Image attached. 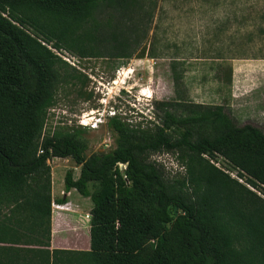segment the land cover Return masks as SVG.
I'll use <instances>...</instances> for the list:
<instances>
[{
  "label": "trees",
  "instance_id": "1",
  "mask_svg": "<svg viewBox=\"0 0 264 264\" xmlns=\"http://www.w3.org/2000/svg\"><path fill=\"white\" fill-rule=\"evenodd\" d=\"M130 1L0 0V264H264V200L229 174L264 189V131L238 125L223 104L156 101L151 127L111 116L106 153L86 155L80 126L44 133L70 67L45 44L99 54L109 19L96 20V44L78 30ZM158 152L185 176L168 178L150 160ZM52 157L80 167L55 201L71 189L90 199L87 251L50 249Z\"/></svg>",
  "mask_w": 264,
  "mask_h": 264
},
{
  "label": "rangeland",
  "instance_id": "2",
  "mask_svg": "<svg viewBox=\"0 0 264 264\" xmlns=\"http://www.w3.org/2000/svg\"><path fill=\"white\" fill-rule=\"evenodd\" d=\"M107 18L110 27L97 55L96 45L92 53L79 55L45 44L70 67L47 109L44 133L78 128L82 112L105 111V121L97 129L85 128L83 135L86 155L106 153L115 146L107 113L151 127L157 122L153 104L162 100L223 104L238 125L250 123L264 131V0H131L125 9L106 8L97 15L95 10L77 33L90 31L96 44V20ZM150 160L170 179L185 176L174 154L158 152ZM213 162L227 172L223 160ZM47 163L56 195L67 170L79 175L70 158ZM229 174L264 200L263 188ZM80 197L73 190L70 198L75 203ZM72 230L66 237L58 233V244L81 243L80 229Z\"/></svg>",
  "mask_w": 264,
  "mask_h": 264
},
{
  "label": "crops",
  "instance_id": "3",
  "mask_svg": "<svg viewBox=\"0 0 264 264\" xmlns=\"http://www.w3.org/2000/svg\"><path fill=\"white\" fill-rule=\"evenodd\" d=\"M245 124V123H243ZM51 169V167H50ZM51 176H53L51 169ZM62 188L57 192V195L53 190V181L51 180V238H50V249H66L74 251H87L90 247L89 242V220H90V209L92 207L91 201L88 197H80L77 201L71 200V194L74 189H71L67 194L66 203H57L59 198L63 196L64 186L61 184ZM62 192V194H60ZM55 202L62 206V208H55ZM56 209V210H55ZM68 229H73L72 232H80L83 234L82 242L76 243L75 246H67L63 244H58V233H63L62 236L66 237V231ZM66 241H68L65 238Z\"/></svg>",
  "mask_w": 264,
  "mask_h": 264
},
{
  "label": "built area",
  "instance_id": "4",
  "mask_svg": "<svg viewBox=\"0 0 264 264\" xmlns=\"http://www.w3.org/2000/svg\"><path fill=\"white\" fill-rule=\"evenodd\" d=\"M109 117L113 115V113H107ZM105 111L100 112L99 110H90L86 112H82L77 118V124L82 128L88 129H97L98 126L103 123L106 119ZM54 158V157H52ZM51 160V158L49 159ZM56 208H62V206L56 204L54 205Z\"/></svg>",
  "mask_w": 264,
  "mask_h": 264
}]
</instances>
